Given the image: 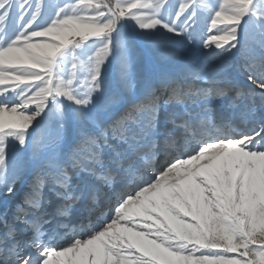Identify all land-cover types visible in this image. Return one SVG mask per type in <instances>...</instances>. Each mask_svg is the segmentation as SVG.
Wrapping results in <instances>:
<instances>
[{
	"label": "snow or ice",
	"instance_id": "obj_1",
	"mask_svg": "<svg viewBox=\"0 0 264 264\" xmlns=\"http://www.w3.org/2000/svg\"><path fill=\"white\" fill-rule=\"evenodd\" d=\"M0 264H264V0H0Z\"/></svg>",
	"mask_w": 264,
	"mask_h": 264
}]
</instances>
